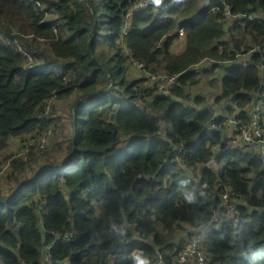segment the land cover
I'll use <instances>...</instances> for the list:
<instances>
[{
	"label": "trees",
	"instance_id": "1",
	"mask_svg": "<svg viewBox=\"0 0 264 264\" xmlns=\"http://www.w3.org/2000/svg\"><path fill=\"white\" fill-rule=\"evenodd\" d=\"M140 1L0 0V153L15 137L51 140V103L70 99L72 128L56 151L1 157L0 264H173L208 222L216 185L241 202L240 218L208 228L204 251L264 264V162L209 130L224 117L186 91L218 71L215 102L227 101L235 130L248 122L251 94L264 93V0L134 11ZM130 59L148 75L127 77ZM159 74L175 77L168 93L144 84Z\"/></svg>",
	"mask_w": 264,
	"mask_h": 264
},
{
	"label": "built area",
	"instance_id": "2",
	"mask_svg": "<svg viewBox=\"0 0 264 264\" xmlns=\"http://www.w3.org/2000/svg\"><path fill=\"white\" fill-rule=\"evenodd\" d=\"M161 1L163 0H160V2ZM152 3L153 1L151 0H141L133 10H140ZM177 32L179 37L183 36L184 32L181 28L178 29ZM130 65L139 71L143 67V65L135 59H130ZM155 76L156 75H149V78L152 79ZM160 79L161 82L157 81V89L163 93H168V91L176 82L174 76L168 77L163 75V78L160 77ZM251 96V101L246 107V111L248 113V122L241 126L239 130H235L237 122L233 116L228 115V117L224 118V121L221 124L216 126L209 125L208 129H217L221 132L222 127L228 125L234 130L235 134V139L231 142L232 145L244 152H250L258 155L260 160L264 162V93L262 91H256L253 92ZM225 103H227V101L222 102V104ZM50 135L51 132H48L37 140L29 139L30 141H28L24 147L22 144L23 149L21 148L20 153H26L30 146L39 148L45 147L46 144L49 143ZM216 188L218 189L217 193H213L212 195V200L216 199V201L211 206L210 218L208 222L190 236V238L179 251L173 264H219L204 251L203 243L205 233L208 228L220 227L221 223L225 220L237 222L240 218V213L237 208L241 202L234 195L230 188H222L219 190V186L217 185ZM54 235H56V237H61V240H66L68 237L72 236L71 232H64L62 234L54 233ZM156 264H164L161 256H159Z\"/></svg>",
	"mask_w": 264,
	"mask_h": 264
},
{
	"label": "rangeland",
	"instance_id": "3",
	"mask_svg": "<svg viewBox=\"0 0 264 264\" xmlns=\"http://www.w3.org/2000/svg\"><path fill=\"white\" fill-rule=\"evenodd\" d=\"M185 45L184 43V38L183 37H178L176 39V41H174L172 47V51L177 53L180 52L181 49L183 48V46ZM210 61H202L201 63H199L196 66V69H198L199 71H201L204 68H209L208 65H210ZM219 72L215 71L213 73V75H210L209 77L203 78L198 84H196L193 87H187L186 91L189 93V95H194V96H202L206 99V104L205 107H211L213 112H215L217 116H223L224 118L230 116L228 114L225 113L224 111V107L228 106L227 103L225 104H220V103H216L215 102V97L217 95H219L220 90L217 87L216 83H212V79L213 77H215V75H218ZM148 74L147 73H143L142 71H139L135 68L131 67L129 68V74L127 77H129L130 79H137V78H142V77H146ZM160 77L163 78V75L160 74L159 76H155L154 80L150 79L147 80L144 84L147 85H152V83L157 81L161 82ZM212 77V79H210ZM210 79V80H209ZM202 87V89H200ZM142 105V104H141ZM143 106V105H142ZM69 107H70V100L67 101H58V102H54L53 105L51 103V107L49 106L48 108H46L45 112L46 114H49L51 112H53V117L55 119V122H53L52 124V129H53V135L51 137V140H49V143L46 144L45 147L40 148V149H44L46 148V150L48 151H56L61 145L64 147L68 141V139L71 137L72 134V128H71V115H69ZM145 107V106H143ZM227 112V111H226ZM220 114V115H219ZM228 115V116H227ZM222 134L225 135V137H229V141H233L234 138V132H232L231 127H229L228 125L223 126L222 127ZM29 136H26L24 138H28ZM18 138H13L12 141V145L11 148L7 151H4L2 153H0V159L1 157H3L6 154H10V153H14V152H18L21 150L22 148V142L20 139L16 140ZM232 144V143H231ZM48 145V146H47ZM37 149L39 147H36ZM6 153V154H5ZM209 167H211L212 169H219L220 165H218L217 163H215V161L213 162V160L210 162ZM3 169V166H2ZM218 190H216V187H214L213 189V193H217ZM212 193V194H213ZM185 231L188 230L187 227L184 228ZM184 235V232H180L179 236L182 237Z\"/></svg>",
	"mask_w": 264,
	"mask_h": 264
},
{
	"label": "clouds",
	"instance_id": "4",
	"mask_svg": "<svg viewBox=\"0 0 264 264\" xmlns=\"http://www.w3.org/2000/svg\"><path fill=\"white\" fill-rule=\"evenodd\" d=\"M155 3L159 4L160 0H155ZM113 231L119 233L120 236H123L125 234L122 229H117L115 225H113ZM135 261H136V264H148L147 260L140 256H136Z\"/></svg>",
	"mask_w": 264,
	"mask_h": 264
},
{
	"label": "crops",
	"instance_id": "5",
	"mask_svg": "<svg viewBox=\"0 0 264 264\" xmlns=\"http://www.w3.org/2000/svg\"><path fill=\"white\" fill-rule=\"evenodd\" d=\"M200 89H202V87L200 88ZM67 100H70V99H67ZM67 100H63V101H67ZM215 113V112H214ZM216 114V113H215ZM218 115V114H217ZM232 129V128H231ZM232 132H234V130L232 129ZM235 135V134H234ZM15 138H18V139H20V140H22V138H24L23 136L20 138V137H15ZM18 139H16V140H18ZM13 141V140H12ZM12 141H11V145L13 144L12 143ZM11 145L5 150V151H7V150H9L10 148H11ZM4 152V151H3Z\"/></svg>",
	"mask_w": 264,
	"mask_h": 264
},
{
	"label": "water",
	"instance_id": "6",
	"mask_svg": "<svg viewBox=\"0 0 264 264\" xmlns=\"http://www.w3.org/2000/svg\"><path fill=\"white\" fill-rule=\"evenodd\" d=\"M37 174V173H36Z\"/></svg>",
	"mask_w": 264,
	"mask_h": 264
}]
</instances>
